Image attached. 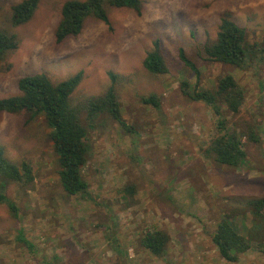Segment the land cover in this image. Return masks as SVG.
<instances>
[{"label":"rangeland","instance_id":"1","mask_svg":"<svg viewBox=\"0 0 264 264\" xmlns=\"http://www.w3.org/2000/svg\"><path fill=\"white\" fill-rule=\"evenodd\" d=\"M22 1L0 0V31L18 39V48L0 63V99L20 95L24 77L46 74L58 84L82 73L70 102L88 131L83 176L89 194L64 192L43 116L0 112L6 158L28 163L34 176L28 184L0 180L18 213L0 203V264H264V210L257 217L252 205L264 199V0H142L141 14L111 8L109 25L90 18L78 37L62 43L56 30L68 0H42L29 23L14 27L12 8ZM224 18L246 31L244 69L212 62L204 53ZM155 42L167 74L144 68ZM180 50L201 72V88L235 77L245 92L239 114L219 104V116L183 94V80L193 87L198 81ZM112 86L128 129L109 114L92 121L85 110ZM151 95L159 98L158 108L145 103ZM220 117L244 144L247 157L239 168L207 155ZM130 187L133 193L126 191ZM225 218L252 240L237 263L223 259L212 242ZM153 230L170 237L162 257L141 245ZM20 233L32 249L19 241Z\"/></svg>","mask_w":264,"mask_h":264},{"label":"trees","instance_id":"2","mask_svg":"<svg viewBox=\"0 0 264 264\" xmlns=\"http://www.w3.org/2000/svg\"><path fill=\"white\" fill-rule=\"evenodd\" d=\"M42 0H23L12 8L11 22L14 27L29 23L39 9ZM128 9L138 14L143 10L142 0H68L62 7V18L56 30L57 42L62 43L68 38L78 37L86 21L90 18L110 24L109 10ZM246 31L234 21L224 18L219 27L214 42L204 46V53L212 62L230 65L239 69L248 66L250 48L247 44ZM18 48L15 34L0 31V63L5 55ZM181 60L196 74L197 84L193 87L189 81L180 84L183 94L192 101L201 102L213 108L221 116L220 105L239 114L241 112L245 92L235 77L227 74L218 78L214 89L201 88V72L187 59L183 50L179 52ZM144 68L153 75L168 73V66L160 51V43L155 42L153 50L144 60ZM113 83L116 77L111 75ZM82 81V73L58 84L52 83L46 74H37L22 78L18 87L20 95L0 99V112L9 114L27 113L33 118L43 116L49 129L50 140L58 157L59 177L61 186L68 195L88 196L89 185L84 179L83 172L87 165L89 147L87 144L88 131L80 118V110L71 106L70 98ZM146 104L158 108L159 98L151 95L145 99ZM88 118L93 121L101 114H109L121 126L128 129L122 118L120 104L114 86L98 99L89 102L85 109ZM218 136L207 149V155L217 163L232 168H239L246 160V152L241 136L231 133L226 127V120H218ZM257 142V139H254ZM0 180L28 184L34 180L31 166L24 162L20 166L11 163L0 146ZM0 183V203L7 204L14 216L17 208L10 203L6 196L7 186ZM133 193L134 188H127ZM255 215L260 217L264 210V199L252 203ZM212 242L217 247L223 259L237 263L242 254L252 249V240L238 232L233 223L223 219L211 235ZM30 249L33 244L23 233L18 237ZM170 243L167 233L160 230L149 231L142 236L141 245L155 257H162Z\"/></svg>","mask_w":264,"mask_h":264}]
</instances>
